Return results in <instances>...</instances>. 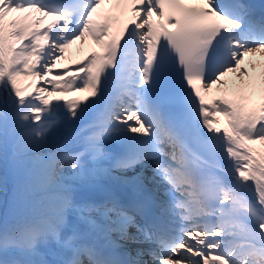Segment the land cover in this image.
Segmentation results:
<instances>
[{
	"label": "snow or ice",
	"instance_id": "snow-or-ice-1",
	"mask_svg": "<svg viewBox=\"0 0 264 264\" xmlns=\"http://www.w3.org/2000/svg\"><path fill=\"white\" fill-rule=\"evenodd\" d=\"M106 2L0 0V159L7 164L11 154L38 197L21 209V225L0 234V252L26 258L13 264H148L144 255L155 264H264V156L248 146L264 144V102L249 107L258 87L264 94V64L243 67L248 57L264 58V15L257 19L244 0H115L133 13L121 26L102 12ZM89 38L102 51L77 75L64 79L69 69L47 80L66 51ZM231 73L238 99L225 91L207 105L201 88L228 89ZM26 75L52 89L26 97L18 86ZM57 90L88 92L91 102L54 103ZM101 105L76 137L57 134L62 118L80 122ZM210 109L229 127H215ZM115 171L135 173L113 177L132 185L134 199L78 196L76 182ZM178 221L196 227H174ZM113 234L156 247L123 258ZM49 243L57 248L52 261L40 251Z\"/></svg>",
	"mask_w": 264,
	"mask_h": 264
},
{
	"label": "bare ground",
	"instance_id": "bare-ground-1",
	"mask_svg": "<svg viewBox=\"0 0 264 264\" xmlns=\"http://www.w3.org/2000/svg\"><path fill=\"white\" fill-rule=\"evenodd\" d=\"M91 42L92 41L88 39L87 41H83V43H81V44H83L84 47L87 48L88 46L91 45ZM26 80L27 79H24L23 80V83ZM32 90H34V88H32ZM86 93H88V92H86ZM22 171H23L22 167L20 168L19 171L14 167V165L12 163V160H11V154H9V160H8V163L7 164H5L4 161H2V163H0V172L3 173L2 175L4 176V178L6 179V181H9V182L12 181V179L14 177V174L15 175H19V176H23ZM66 172H70V169H68ZM20 183H23V182L20 181ZM23 191L25 193H23V195H22L21 205L24 208V206L26 204L31 203L32 201H34L38 197L36 196V194H33V193L29 192L28 189L27 190H23ZM22 215H24V214L22 213ZM10 216H8V218ZM16 221L24 222V219L23 218H14V219H12V222L15 223ZM4 223H8V220H4ZM5 257H9V258H13V259H18L19 257H21V255L19 253H17V252H14V251H9L7 255H5L3 252H0V260L3 259V258H5Z\"/></svg>",
	"mask_w": 264,
	"mask_h": 264
}]
</instances>
